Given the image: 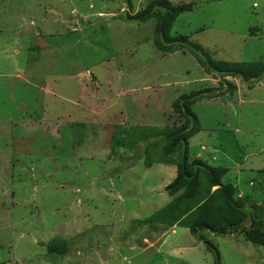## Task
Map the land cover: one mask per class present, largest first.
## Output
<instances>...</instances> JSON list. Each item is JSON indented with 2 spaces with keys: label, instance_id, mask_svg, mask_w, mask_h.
Masks as SVG:
<instances>
[{
  "label": "rangeland",
  "instance_id": "374dc122",
  "mask_svg": "<svg viewBox=\"0 0 264 264\" xmlns=\"http://www.w3.org/2000/svg\"><path fill=\"white\" fill-rule=\"evenodd\" d=\"M152 1L0 0V264H216L188 229L148 221L172 201V104L202 89L191 158L264 208V79L228 78L232 92L198 60L264 62V0H168L193 5L168 55L154 20L127 18ZM200 237L221 264H264L238 233ZM54 239L67 253L49 252Z\"/></svg>",
  "mask_w": 264,
  "mask_h": 264
},
{
  "label": "trees",
  "instance_id": "16d2710c",
  "mask_svg": "<svg viewBox=\"0 0 264 264\" xmlns=\"http://www.w3.org/2000/svg\"><path fill=\"white\" fill-rule=\"evenodd\" d=\"M129 9H133L134 0H121ZM193 10L192 4L173 5L168 0H154L148 7L135 15H128L130 20L141 23L155 21V47L165 55L179 51L181 43H187V37L172 38L171 31L178 18ZM200 53L202 50H196ZM198 60L206 69L208 75L215 74L223 78V89L232 92L236 86L226 79H241L243 82L254 83L264 79V62L229 63L217 62L211 59ZM212 89H202L189 95L179 97L172 109L183 119L180 127L169 128L164 133L163 162L176 166V177L165 191L172 201L158 213L148 219L166 227H184L190 234L198 237L208 249L215 252L216 264H221L219 251L213 244L200 236L209 232L218 236L233 233L242 235L247 242L256 246H264V208L254 200L251 194L241 193L239 188L231 183L224 184L229 169L213 167L200 157L191 158L189 141L201 131L200 121L194 112L198 101L211 93ZM162 141V140H161ZM154 143L152 146H154ZM177 155V160L174 156ZM151 167L152 164H146ZM68 243L54 239L49 244L51 254L67 253Z\"/></svg>",
  "mask_w": 264,
  "mask_h": 264
},
{
  "label": "crops",
  "instance_id": "0c3cea01",
  "mask_svg": "<svg viewBox=\"0 0 264 264\" xmlns=\"http://www.w3.org/2000/svg\"><path fill=\"white\" fill-rule=\"evenodd\" d=\"M243 194V192H241Z\"/></svg>",
  "mask_w": 264,
  "mask_h": 264
}]
</instances>
